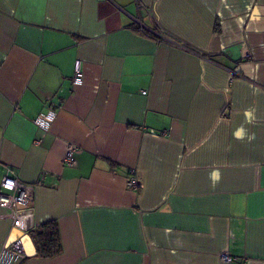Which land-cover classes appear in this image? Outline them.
Masks as SVG:
<instances>
[{
    "label": "crops",
    "instance_id": "crops-1",
    "mask_svg": "<svg viewBox=\"0 0 264 264\" xmlns=\"http://www.w3.org/2000/svg\"><path fill=\"white\" fill-rule=\"evenodd\" d=\"M0 160L64 245L0 207L20 264H264V0H0Z\"/></svg>",
    "mask_w": 264,
    "mask_h": 264
},
{
    "label": "built area",
    "instance_id": "built-area-1",
    "mask_svg": "<svg viewBox=\"0 0 264 264\" xmlns=\"http://www.w3.org/2000/svg\"><path fill=\"white\" fill-rule=\"evenodd\" d=\"M143 7V4H139ZM145 7V6H144ZM148 17L151 19L155 17V12L152 9L146 8ZM141 15V14H140ZM135 21L137 22V29L145 33L153 34L158 40H165L174 42V40L164 32V30L157 27L156 24L153 27H148L143 23L141 17L138 16ZM184 49L191 50L188 46L181 45ZM84 69L81 59H77L74 66V76L72 82L74 85H82L84 83ZM56 113L50 109L47 112H43L37 116L35 123L44 128L49 129L54 121ZM76 148L73 144H68L65 161L69 164H74L73 154ZM0 168L2 173L0 176V207L7 209L6 217L10 218L13 225L22 231L29 233L36 228L35 212H34V199L36 194V185L24 183L14 174L11 166L4 164L0 160ZM132 176L128 179L127 185L129 188L138 189L140 182L137 177L136 169H131ZM26 250L23 246L21 238L17 239L14 243L4 245L0 253V262H6L7 264H20L27 258ZM221 259L225 262H231L235 258L226 252L221 253Z\"/></svg>",
    "mask_w": 264,
    "mask_h": 264
},
{
    "label": "trees",
    "instance_id": "trees-1",
    "mask_svg": "<svg viewBox=\"0 0 264 264\" xmlns=\"http://www.w3.org/2000/svg\"><path fill=\"white\" fill-rule=\"evenodd\" d=\"M29 233L36 247V256L49 259L63 252L62 235L56 220L41 224Z\"/></svg>",
    "mask_w": 264,
    "mask_h": 264
}]
</instances>
